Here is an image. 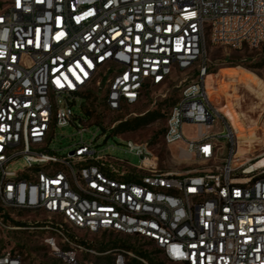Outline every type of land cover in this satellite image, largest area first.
I'll return each mask as SVG.
<instances>
[{
  "label": "built area",
  "instance_id": "1",
  "mask_svg": "<svg viewBox=\"0 0 264 264\" xmlns=\"http://www.w3.org/2000/svg\"><path fill=\"white\" fill-rule=\"evenodd\" d=\"M209 43L263 44L264 0L4 1L0 264H29L8 231L41 234L62 264H264V152L242 159L236 128L213 104ZM190 70L163 134L181 172L161 170L148 142L127 140L138 165L112 155L100 129L121 120L91 132L92 115L75 110L91 112L103 92L122 112ZM69 126L74 142L56 147ZM81 233L147 244L100 249Z\"/></svg>",
  "mask_w": 264,
  "mask_h": 264
},
{
  "label": "rangeland",
  "instance_id": "2",
  "mask_svg": "<svg viewBox=\"0 0 264 264\" xmlns=\"http://www.w3.org/2000/svg\"><path fill=\"white\" fill-rule=\"evenodd\" d=\"M5 0H0V6ZM209 68L214 73L209 74L208 82L213 104L222 110L231 124L249 129L257 139L251 145L239 147L238 151L242 159L257 156L264 152V43L258 47L247 45L241 48L209 43L207 45ZM193 77V70L184 74L175 75L170 86L166 88H153L149 90L145 98L139 103L127 107L122 112L110 111L102 99L103 92H94L90 98V108L92 117L96 124H92L89 129L91 132L98 130L101 125L108 127L119 120H126L140 116L147 111L159 110L165 117L159 118L147 126L134 131H121L119 129L107 130L101 128L100 132L105 133L108 139L105 145L109 146L108 152L112 155L127 159L131 164L138 165L141 158L127 151L126 143L128 139L138 142H148L159 158V168L163 171L181 172L186 168L178 160L177 149L173 147L174 155L163 142L162 131L166 125V117L171 106L178 100L182 87ZM244 81L256 82L249 91ZM237 93V94H236ZM241 94V95H240ZM238 95L242 96L243 102L235 104L239 123L229 117L227 110L234 106ZM81 100H79L80 104ZM233 105V106H232ZM263 105V106H262ZM78 114L91 119V115L86 113L81 106L75 108ZM192 126L186 127L189 134L194 132ZM76 129L74 126L58 128L57 137L54 140L56 147H67L74 142L73 135ZM89 136V135H88ZM102 142L105 136L100 139ZM18 165L17 167H20ZM81 238L99 248L101 243L109 240L120 239L121 241L135 244L136 247L146 246V242L134 236L108 235V234H80ZM4 239L10 246L17 244L23 247L26 260L29 264H62L56 259L51 249L44 243L43 236L37 233L26 231H8L3 234ZM119 243H117V246Z\"/></svg>",
  "mask_w": 264,
  "mask_h": 264
},
{
  "label": "trees",
  "instance_id": "3",
  "mask_svg": "<svg viewBox=\"0 0 264 264\" xmlns=\"http://www.w3.org/2000/svg\"><path fill=\"white\" fill-rule=\"evenodd\" d=\"M211 73H214V71L209 68L208 74H211ZM89 114L92 115V112H89ZM162 117H165V115L161 114L159 110L147 111L146 113H144L140 116H136L134 118L122 120L116 128L121 130V131H134V130H137V129L142 128L144 126H147L150 123H152V122H154L157 119L162 118ZM167 117H168V114H167ZM167 117H166V121H167ZM99 124H101V123H99ZM164 132H165V128L162 131V138H163ZM112 236H114V235H112ZM136 238L138 239V236H136ZM125 242L126 241H123V240L121 241L120 239L115 238L113 240L107 241L106 243L100 244L99 248L104 249L106 247H114L117 245V243H119V245H121V246H126ZM20 248L23 249V247H20ZM157 264H160V263L157 262Z\"/></svg>",
  "mask_w": 264,
  "mask_h": 264
},
{
  "label": "bare ground",
  "instance_id": "4",
  "mask_svg": "<svg viewBox=\"0 0 264 264\" xmlns=\"http://www.w3.org/2000/svg\"><path fill=\"white\" fill-rule=\"evenodd\" d=\"M208 77H209V74L207 76V88L209 91L210 98L212 99L210 89H209ZM244 83L247 86L246 88L248 91L251 88H254V90L256 91L257 88L255 89V87L253 86L256 82L244 81ZM240 95H238L235 102L233 103L234 106L232 105L233 107L227 110L229 117L234 121V123H239V118L236 115L237 111L235 109V104H237V103L239 104V103L243 102V100H241L242 96H240ZM219 110H221V109H219ZM221 112H222V110H221ZM235 128L237 130V138H238L240 147L245 146V145H251L257 139V136L253 132H251L249 129L245 130L240 125L236 126ZM238 153L240 154V151Z\"/></svg>",
  "mask_w": 264,
  "mask_h": 264
},
{
  "label": "snow or ice",
  "instance_id": "5",
  "mask_svg": "<svg viewBox=\"0 0 264 264\" xmlns=\"http://www.w3.org/2000/svg\"><path fill=\"white\" fill-rule=\"evenodd\" d=\"M174 251L178 252V250L174 249Z\"/></svg>",
  "mask_w": 264,
  "mask_h": 264
}]
</instances>
